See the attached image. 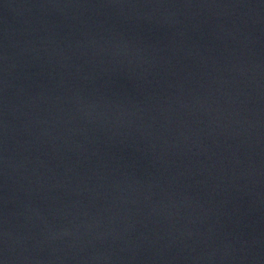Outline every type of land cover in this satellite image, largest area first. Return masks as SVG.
Segmentation results:
<instances>
[{
  "label": "water",
  "instance_id": "obj_1",
  "mask_svg": "<svg viewBox=\"0 0 264 264\" xmlns=\"http://www.w3.org/2000/svg\"><path fill=\"white\" fill-rule=\"evenodd\" d=\"M0 264H264V0H0Z\"/></svg>",
  "mask_w": 264,
  "mask_h": 264
}]
</instances>
